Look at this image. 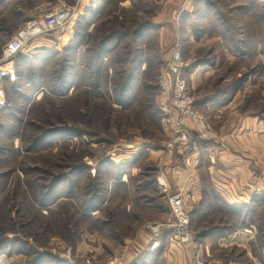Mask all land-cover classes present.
<instances>
[{"label":"rangeland","instance_id":"obj_1","mask_svg":"<svg viewBox=\"0 0 264 264\" xmlns=\"http://www.w3.org/2000/svg\"><path fill=\"white\" fill-rule=\"evenodd\" d=\"M59 1L82 6L65 42L33 56L26 51L15 61L18 82L5 87L8 105L0 112V264H51L57 258L65 264L67 256L108 264L115 253L130 249L141 229L158 244L118 264H166L171 244L177 243L193 256L192 245L180 243L173 227L158 236L147 229L164 210L165 223L171 220L157 182L158 174L165 173L157 170L150 152L170 140L158 112L160 72L180 44L192 94L216 131L225 126V117L243 112H258L264 119V0H194V9L187 11L174 8V0H2L0 55L26 21ZM121 95L133 103L121 106ZM230 100H235L233 107L225 112ZM207 101L221 106V112L203 106ZM178 147L162 149L173 152ZM203 156L202 166L208 164ZM110 158L132 160L140 173L115 193L100 169ZM142 179L155 182L145 193L160 200L151 207L136 190ZM212 192L197 208L185 195L197 242L210 232L213 258L248 264L245 250L220 247L218 240L227 235L226 229L255 223L253 240L263 258L264 205L250 215L253 222L239 214L233 218ZM96 195L105 203L93 215L86 208ZM128 205L131 212H126ZM200 209L207 214L197 215Z\"/></svg>","mask_w":264,"mask_h":264},{"label":"crops","instance_id":"obj_2","mask_svg":"<svg viewBox=\"0 0 264 264\" xmlns=\"http://www.w3.org/2000/svg\"><path fill=\"white\" fill-rule=\"evenodd\" d=\"M174 1V4H176L174 8L180 7L179 9L182 11H187L190 8L194 9V1L190 4L184 0ZM41 43H43L42 40H39L34 42V45L38 46ZM48 45H50L49 42ZM234 102L235 100H230L227 104L225 103V106H223L225 107V112L232 109ZM212 104L214 103L207 101L204 102L203 106L209 105L219 112L220 109L217 107L220 108L221 106L214 104L215 107ZM197 105L199 107V104ZM165 132L168 136H171L169 131L166 130ZM218 132L220 138L217 140H202L195 137L189 145L178 147L173 152L162 149V146L158 148L153 146L154 149L149 148L150 152H153V159L157 160V170L164 171L167 181L172 185L175 192L182 191L187 196L186 199L193 204L194 208L196 206L200 207L205 199L209 197L208 192L211 190L214 192L212 193L215 194L217 200L225 205V213L228 214L227 209L229 206L239 207L243 205L244 211L242 215L244 218L250 217V213L248 212L250 207L254 208L255 213L253 216H255L260 207L264 205V119L261 113L258 112H243V115L236 118L225 117V126L220 131L218 130ZM193 134L197 136L196 133L193 132ZM195 139L199 142L195 141ZM204 154L207 156L208 164L202 166ZM134 166L136 164L127 166V173L124 174L122 179L126 184L130 183L132 175L138 174L136 171H139V168H134ZM204 171L208 174V178H206ZM148 183L149 181L142 179L138 184L139 186L143 185L142 191L136 190L139 192L138 196L143 197L145 205L151 207V205H155L154 202L158 203L160 200H156L151 196L148 197V194H145L146 192H150L152 186L155 187L154 184L148 185ZM145 196L149 199L146 200ZM213 200L216 201V199H212L211 204H213ZM131 211L132 207L128 205L126 212ZM96 213L98 211H95L94 214ZM196 213L202 217L204 214H207L204 209H200ZM166 214L164 210L159 218H155V222H168V215L166 217ZM246 214L248 215L246 216ZM256 233L255 223L242 230L231 228V231H229L226 229L225 234L227 235L221 237L218 242L220 243V247H237L245 250L249 258L248 264H264V249L260 250L263 258L255 256L250 252V244ZM210 235L209 232L206 237L205 235L199 236L202 252L205 254L214 252L211 248L212 244L210 245L207 242V238ZM137 236L138 238L132 242L126 255L129 262L135 257L134 254L158 244L157 242L154 243V238L145 233L143 229L138 232ZM202 237L206 239L204 238L200 241ZM170 248L171 253L167 252L166 254V264H194V253L192 256L188 250H183L179 243L176 245L171 244ZM128 261L126 263H129ZM230 262H233V264H247V262Z\"/></svg>","mask_w":264,"mask_h":264},{"label":"built area","instance_id":"obj_3","mask_svg":"<svg viewBox=\"0 0 264 264\" xmlns=\"http://www.w3.org/2000/svg\"><path fill=\"white\" fill-rule=\"evenodd\" d=\"M193 1L185 0L188 4ZM77 4L71 5L65 1L57 2L48 11H42L26 21L24 26L4 45L0 55V112L8 105L5 94L7 81L15 82L18 79L15 67L18 55L24 54L26 51L29 52V50L33 51L36 47L59 48L66 40L71 22L81 13L82 6ZM38 40H42L43 43L35 46L34 42ZM185 68L183 52L180 44H177L171 51L170 59L161 69L157 95V104L162 113L164 124L171 133L170 140L162 144V147L169 151L176 146L189 145L193 132L204 140L220 138L219 132L212 127L207 116L200 111L192 94L193 88L185 77ZM157 182L160 192L167 198L171 220L169 223H152L147 226V229L154 236H158L166 226L173 227L180 243L192 245L194 264H226L220 259L213 258L210 253L202 252L201 244L197 242L196 235H193L190 230L191 217L190 211L185 208V194L182 191L172 192L171 185L162 172L158 174ZM127 253L128 249L126 248L120 250V253H115L108 264L120 263L125 259ZM94 263L90 260L81 262L74 256H67L65 264Z\"/></svg>","mask_w":264,"mask_h":264},{"label":"trees","instance_id":"obj_4","mask_svg":"<svg viewBox=\"0 0 264 264\" xmlns=\"http://www.w3.org/2000/svg\"><path fill=\"white\" fill-rule=\"evenodd\" d=\"M0 1H2V0H0ZM4 1V0H3ZM241 1V0H240ZM253 1V0H252ZM247 2V1H246ZM256 5H258V4H256ZM257 8H259V6L257 7ZM254 18H255V16H254ZM255 40H256V42H258V39L257 38H255ZM51 48H53V47H46V46H43V47H36V48H34V50L33 51H31V55L30 56H33V54L34 53H37V52H41V53H45V52H48ZM21 55L22 54H20V55H18V57L16 58V60L18 59V58H21ZM26 55H28V54H26ZM15 60V61H16ZM15 67H16V65H15ZM16 70H17V67H16ZM17 73H18V70H17ZM18 80H19V75H18V79L15 81V82H12V84H16L17 82H18ZM9 83H11V81H9ZM125 90V86H123V91ZM121 101V103H119L121 106H123L124 108L125 107H127L128 105H131L132 103H133V101H129V102H125V97L124 96H122L121 95V97H120V100H119V102ZM158 112L161 114V116H162V113H161V111H160V109H159V107H158ZM111 160L110 161H107V163L105 162V163H102L101 164V166L102 167H100V169L101 170H103V171H105L104 173L105 174H107L108 175V180H107V182H109V185H110V187H109V190H110V193L112 192V193H115V191H116V189H118V188H121V187H125V186H127V184L125 183V182H123L122 181V179H123V177H124V174H126L127 172H126V169H127V166H129V165H131L133 162L132 161H124V162H120V161H115V160H113L112 158H110ZM113 160V161H112ZM85 165V164H84ZM83 165V166H84ZM85 167V166H84ZM107 167H108V169H107ZM155 182H154V180H149V183H148V185H153ZM142 187H143V185L141 184L138 188H137V190L140 192V190L142 189ZM106 190H107V188H106ZM105 192V191H104ZM103 195V194H102ZM93 200H89V202H88V205H87V208L86 209H88V211H97V210H99L98 211V213H100V212H102V209H103V203H105L104 202V200H103V198H102V196H93V198H92ZM111 199H113V197H111V198H109V200H111ZM107 200V199H106ZM109 203V202H108ZM107 203V204H108ZM221 205H224V204H221ZM228 207V206H227ZM250 209V212L249 213H251V212H253L254 211V208L253 207H250L249 208ZM228 214H230V216H233V218L235 217V214L236 215H238V217H244L243 215H242V212L244 211V207H243V205H240L239 207H237V206H235V207H231V206H229L228 207ZM255 212V211H254ZM87 215H89V216H91L92 215V213H86ZM93 215H94V213H93ZM248 214H246V216H247ZM250 215H254V213H252V214H250ZM252 216H250V217H245L246 218V220H251L252 222L253 221H255V219H252L253 217ZM107 224V223H106ZM250 224V223H249ZM251 226V225H250ZM250 226H248V227H250ZM232 227V226H231ZM247 226H245L244 228H246ZM233 228H235V227H232V229ZM260 229V228H259ZM255 242H256V239L255 240H253L252 242H251V246H252V253H253V255H255V256H259V253H258V250L256 249V247H255ZM262 254V253H261ZM260 257V256H259ZM50 262H48L47 264H49ZM39 264H41V263H39ZM51 264H63V262H62V260L59 258H57L56 259V262H53L52 261V263Z\"/></svg>","mask_w":264,"mask_h":264}]
</instances>
